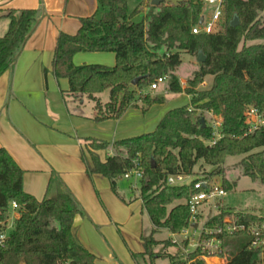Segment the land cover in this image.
Listing matches in <instances>:
<instances>
[{
	"label": "trees",
	"instance_id": "16d2710c",
	"mask_svg": "<svg viewBox=\"0 0 264 264\" xmlns=\"http://www.w3.org/2000/svg\"><path fill=\"white\" fill-rule=\"evenodd\" d=\"M126 1L97 0L96 12L81 20L74 35L60 33L52 71L57 81H68L71 97L86 96L94 103V120L98 122L117 120L128 107L136 106V101L141 102L142 111L162 104L163 97L137 92L163 75L168 77V92L189 96L191 105L169 110L154 132L114 142L117 152L103 162L96 152L108 145L96 140L89 143L92 166L87 165L88 173L107 178L114 192L117 180L139 158L143 170L139 195L152 224L150 236L143 239L142 256L156 259V233L167 230L178 235L189 227L186 203H175L189 199L192 184L169 186L168 176L190 175L194 183L200 178L194 169L201 161L211 168L205 174L220 178L222 187L229 192L236 187V181L225 179L224 163L228 157L240 156L236 165L242 176L264 186V126L249 132L244 117L246 107L252 106L264 118V43L246 45L264 42V0H224L222 27L209 35L191 32L201 18V0H184L176 6L161 3L156 7L148 0L149 11L138 22L132 20L136 10L128 13ZM39 15V10L31 9L6 11L4 17L9 24L0 37V75L15 65ZM234 18L238 24L232 27ZM96 52L113 53L115 66L72 63L77 53ZM199 53L204 61L198 63V70L182 88L177 77L181 55L197 59ZM206 76L212 77L211 87L198 91L197 85ZM135 79L139 80L133 86ZM105 91L109 100L103 104L96 95ZM204 112L221 120L222 138L211 146L207 144L211 127ZM22 176L23 171L0 148V223H7L13 202L18 214L0 250V264H96L94 255L72 234L74 218L85 214L71 192L61 184L54 196L39 201L23 191ZM227 214L221 209L206 223L207 227L221 222ZM244 217L252 219L251 214ZM220 239L229 258L226 264H264L260 250L249 249L246 234L223 235ZM200 256V249H196L187 254L185 261L172 264H205Z\"/></svg>",
	"mask_w": 264,
	"mask_h": 264
},
{
	"label": "crops",
	"instance_id": "0c3cea01",
	"mask_svg": "<svg viewBox=\"0 0 264 264\" xmlns=\"http://www.w3.org/2000/svg\"><path fill=\"white\" fill-rule=\"evenodd\" d=\"M29 9L39 10L37 25L13 68L0 75V148L5 149L23 171L22 189L25 193L40 201L44 197L54 196L59 185H64L86 211L91 222L105 228H100V233L105 235L106 242L111 245L112 240L106 232L109 231L112 237L116 236L113 235L115 231L121 233L123 229L121 227H125L131 218L129 217L131 207L126 208V202L123 205L124 203L116 199L110 192L108 183L102 179V175L85 172V166L79 161V153L82 147L89 152L90 141L96 140L95 137L101 135L103 131H112L113 128L114 142L149 132H142L141 127L134 121L122 124L121 118L115 125L112 120L94 122L96 116L94 103L87 98L76 100L71 97L68 94V81L66 79L57 81L53 76L52 63L58 35L60 33L74 35L81 25V20L96 12L97 0H0V37L6 33L9 24L8 19L4 17L6 11ZM205 9L208 13L209 9ZM104 53L109 57L98 59L100 58L98 54ZM80 54L95 55H92L94 58L87 59L79 53L75 54L72 57L75 66L82 63H97L95 65L103 64L101 66L112 68L116 64L113 53ZM190 58L191 62L198 65L195 57ZM188 79L178 78L182 88L186 86ZM103 93L97 94L96 97L105 104L108 101L101 97ZM134 104L136 106H130L124 111V117L127 114L135 117L140 113L142 107L140 101ZM87 106L91 109L89 113L85 112ZM108 150L105 159L114 155L113 144ZM98 152L100 151L96 153ZM53 183L55 189L49 194ZM138 201L142 210V201L140 198ZM101 207L107 212L108 217ZM15 211L17 213V210ZM17 217L18 214L15 219ZM119 225L121 226L118 230ZM114 226L117 227L114 229ZM91 228L84 217L76 216L71 231L79 243L94 255L95 263L100 264L98 256L100 254L96 249L105 251V248L103 249L99 235ZM142 253L139 259H135L136 264H144L146 261ZM102 257L106 260L112 258L109 253ZM228 259L206 258L204 262L226 264Z\"/></svg>",
	"mask_w": 264,
	"mask_h": 264
},
{
	"label": "rangeland",
	"instance_id": "374dc122",
	"mask_svg": "<svg viewBox=\"0 0 264 264\" xmlns=\"http://www.w3.org/2000/svg\"><path fill=\"white\" fill-rule=\"evenodd\" d=\"M127 8L128 13H132L134 10H136V15L133 17V21L138 22L141 21L142 18L148 13L150 5L148 3V0H127ZM207 9H205V12ZM206 15V14H205ZM257 43H264L263 41H254V42H246V45L251 44H257ZM242 44H240L241 47ZM78 54V53H77ZM83 55L84 58L92 59L94 58L95 54H80ZM100 58L98 59H106L108 58V54H98ZM82 57V56H79ZM101 59V60H102ZM191 58L189 55L183 54L181 56V67L179 68V71L177 73V77L179 79H188L191 77V74L198 69V65L191 62ZM97 63H82L79 66L83 65H95ZM103 65V64H101ZM106 66V65H105ZM167 76V75H165ZM206 82V83H205ZM212 83V77L206 76L201 84H198L196 89L198 91H205L211 87ZM206 84V85H205ZM168 81L165 84H161L159 88L155 91H150V86L143 89L142 91H138V94L146 95L150 94L151 97H163L164 101L162 104H153L149 106L145 111H140L137 116H132L131 114H127L125 117L123 116L124 113L117 119L112 120L115 125V122L122 119V124L133 122L136 123L139 127H141L142 132H154L161 121V119L164 117V115L172 109L175 108H181L190 106V98L185 93H179V94H172L168 92L167 90ZM151 92V93H150ZM104 101H108V93L105 92L101 96ZM81 98H86V96H81L78 98H75L76 100H79ZM141 104V102H140ZM142 106V104H141ZM86 113L91 112V109L87 106ZM200 112H197L199 114ZM214 116L211 112H204V116L206 118V121L208 125H211L212 116ZM123 117V118H122ZM135 118V119H134ZM138 118V120L136 119ZM94 122L99 123L98 121ZM104 122V121H100ZM140 130V131H141ZM114 131V128L113 130ZM112 131H103L101 135L96 136V141L100 140L103 143H106L108 145V148H110V145L113 144L115 140V135ZM100 150V152L96 153L97 157L101 162L104 161L105 155L109 153V150ZM114 151V150H113ZM117 152V149H115V154ZM242 157H228L224 163V168L226 171L225 179L227 181H236V187L232 189L231 191L227 192L226 196L222 199L223 204L226 208L230 209L233 212H264V186L260 185L257 181H253L248 176H242L241 169L236 165ZM79 161L85 166V172L88 173L87 165L89 167L92 166V159L85 147H82V150L79 153ZM211 171V168L203 162H199L194 172L196 173V177L201 176H207L205 173H208ZM204 173V174H203ZM102 179H104L108 183V188L110 192L116 197L117 200H119L123 205H125L126 202V208H130L129 217L130 220L128 224L120 231H115L113 236L110 235L109 231L106 232L107 236L112 240L111 245L110 243L106 242L105 235L103 236L100 233V228L105 229L103 226H97L94 225L86 211H84V220L88 222V225H90L94 229V231L99 235L101 242L103 243V249L105 248V251H100L99 249H96L98 251L100 264H136L135 259L141 256L142 253V239L145 237H149L152 230L151 222L149 221V218L145 211L141 210V204L138 201V198H140L139 192H140V181L138 179H135L132 177L130 180H127L123 177L117 180L116 183V192H114L111 187L110 183L107 178L102 176ZM117 188L119 190L117 191ZM55 189V184L53 183L50 187L49 194H52ZM125 200V201H124ZM177 203H185L184 200L178 201ZM128 204H130L128 206ZM174 204V205H175ZM101 210L107 216V212H105L104 208L101 207ZM16 211L9 207L8 209V219H7V226L12 227L14 225ZM142 214V217H141ZM121 225L117 227L119 230ZM114 226V229L116 228ZM124 232V236H123ZM188 234L185 235L184 232L174 236L170 234L167 230H161L158 233H156L153 238L155 241H157L158 244H156L153 247V251L155 250L157 252V258L156 259H150L145 257L146 261L144 264H172L173 261L179 262V261H185L187 254L185 253L186 250H193V246H189L193 242L196 241V236L192 237V232L187 231ZM109 244V245H108ZM105 246V247H104ZM110 254L109 259H102L103 255ZM164 257V258H163ZM162 258V259H161Z\"/></svg>",
	"mask_w": 264,
	"mask_h": 264
},
{
	"label": "built area",
	"instance_id": "2783aa9c",
	"mask_svg": "<svg viewBox=\"0 0 264 264\" xmlns=\"http://www.w3.org/2000/svg\"><path fill=\"white\" fill-rule=\"evenodd\" d=\"M201 2L203 11L198 24L191 29L192 34L209 35L219 32L223 23L224 0H201ZM205 8L209 9L208 13L205 12ZM167 81L168 77L165 75L158 77L150 85V90H157L161 84H165ZM211 116V137L207 142L210 146L222 138L221 120L212 114ZM244 117L249 132L264 126V118L252 106L246 107ZM142 176L143 170L137 157L133 160V167L127 170L122 177L127 180L134 177L140 181ZM193 180L194 178L190 175L168 176L166 180L169 186H189L192 184L191 194L185 202L189 210V227L183 232L186 235L189 230L192 232V237L196 236L197 239L194 242L192 239V243L189 245L193 246V250H186L185 253L189 254L196 249H200V259L203 261L206 258H226L220 236L246 234L249 237V249L260 250L261 258L264 260V212H233L226 208L222 199L226 196L227 191L222 187L221 180L218 177L201 176L194 183ZM11 208L17 209L14 202L11 203ZM223 208L228 214L221 222L214 224L212 227H207L206 223L215 218ZM247 214H251L252 219L244 217ZM193 225H196V228ZM12 229L13 227L0 223V250L3 249ZM187 264H190V262Z\"/></svg>",
	"mask_w": 264,
	"mask_h": 264
},
{
	"label": "water",
	"instance_id": "95a60500",
	"mask_svg": "<svg viewBox=\"0 0 264 264\" xmlns=\"http://www.w3.org/2000/svg\"><path fill=\"white\" fill-rule=\"evenodd\" d=\"M182 1H184V0H151V5L156 7V6L160 5L161 3H166V4L176 6L179 3H181ZM237 24H238V20H237V18H234L232 23H231V26L235 27V26H237ZM196 61H197V63H202L204 61V56L202 55V53L198 54ZM138 80L139 79L133 80L131 84L134 86ZM200 124L202 127L205 126L203 119L200 120ZM152 165H153V162H152ZM193 226H194V228H196V225H193Z\"/></svg>",
	"mask_w": 264,
	"mask_h": 264
}]
</instances>
